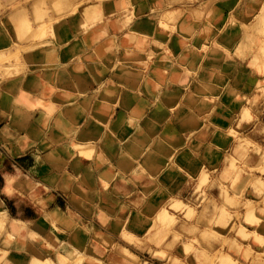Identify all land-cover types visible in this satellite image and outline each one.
<instances>
[{"label": "crops", "instance_id": "0c3cea01", "mask_svg": "<svg viewBox=\"0 0 264 264\" xmlns=\"http://www.w3.org/2000/svg\"><path fill=\"white\" fill-rule=\"evenodd\" d=\"M235 3L246 19L264 0L94 1L66 14L23 71L1 77L0 201L6 218L23 222L10 234L7 219L2 231V249L16 237L7 264H34L27 245L57 264L79 248L106 264H138L149 246L123 236L140 239L163 205L176 213L175 199L193 202L202 168L209 196L234 211L218 188L230 184L213 171L234 148L227 86L238 62L227 56L226 23ZM7 14L0 8V49L13 31ZM243 161L259 165L253 151ZM246 198L261 221L242 226L264 236L262 195L249 187Z\"/></svg>", "mask_w": 264, "mask_h": 264}, {"label": "rangeland", "instance_id": "374dc122", "mask_svg": "<svg viewBox=\"0 0 264 264\" xmlns=\"http://www.w3.org/2000/svg\"><path fill=\"white\" fill-rule=\"evenodd\" d=\"M7 1L8 3L4 4L0 0V8L7 13L10 12L9 15L7 14L5 23L10 25L13 31L11 30L10 38L7 35L8 48L3 49L5 53L10 51L12 54L10 53L7 59L4 54L2 58L0 55V81L3 76H13L23 71L25 55L28 60L34 59L36 53L32 50L38 45L49 42V36L53 35L54 29L58 27L66 14H75L85 7L88 8L87 5H91L94 1L101 0ZM35 5L37 8H34ZM237 5L235 3L232 17L226 23L227 39L234 40L227 56L238 62L236 63L238 70L235 73L236 82L227 86L228 95L232 97L230 108L235 121V126L230 128L228 135L233 139L234 148L233 153L225 157L228 163L227 167L223 165V172L220 169L213 171L219 174V178L230 184V187H227L219 183L218 188L220 192L225 193V202L229 203L234 211L230 212L223 203L217 205V201L209 196L206 188L213 183V180H211V172L202 168L195 187L197 195L194 196L193 202L175 199L171 204L169 203V206L175 209L176 213L168 211L169 209L163 205L153 217L151 226L142 231L140 239L123 236L128 242L140 247L149 246L148 252L139 253L138 264H264L263 251L255 252L252 245L243 247L239 243L242 239H252L253 242L264 246L263 235H256L255 232L246 231L243 227V222L258 224L261 221L254 215V203L246 198L249 187L262 195L264 208V177H262L264 175V20L260 21L264 17V5L259 10L257 6H250L252 10L249 11L246 19L238 17L240 5L238 9ZM86 25L79 20V27L86 28ZM247 151H253L257 155L258 166H249L243 161ZM247 176L249 178L246 180ZM229 188L234 192L232 196H227ZM176 202L180 205L176 206ZM207 204L211 205L210 213L212 212L213 215L204 223L202 220L205 219L204 215H207L199 210L203 207L209 208ZM263 213L264 211L261 214ZM6 216H8L7 213L5 215V211L1 209L0 244L2 231L9 219ZM199 221L202 222L203 227H200ZM16 224V227L8 224L7 233H18L23 222L17 219ZM261 226L264 230L263 223ZM15 239L13 235H7L4 248L1 249L3 245H0V264H7L11 261L10 258L17 257L9 251V248L15 245ZM37 242L52 249L43 241L41 243V240ZM26 249H32L37 256L36 259L31 256L29 260L34 264H57L53 263L49 257L43 259L45 253L41 250L36 253L29 245ZM124 249L129 252L126 248ZM68 254L69 259L62 264H106L103 259H93L85 255L80 248L77 252L71 251ZM60 260L64 261L65 256L60 254Z\"/></svg>", "mask_w": 264, "mask_h": 264}, {"label": "bare ground", "instance_id": "6f19581e", "mask_svg": "<svg viewBox=\"0 0 264 264\" xmlns=\"http://www.w3.org/2000/svg\"><path fill=\"white\" fill-rule=\"evenodd\" d=\"M263 9H264V8H263ZM259 15H260V14H259ZM262 19L264 20V17L261 18L260 21H261ZM263 20H262V22H263ZM262 22H261V23H262ZM263 23H264V22H263ZM14 51H16V50H14ZM8 52H9V53H8ZM8 52L5 53V49L0 50L1 58H2L4 55H5V56H4L5 58H6L7 56H9L11 52H10V51H8ZM12 52H13V51H12ZM16 53H18V52L16 51ZM2 54H4V55H2ZM11 54H12V53H11ZM1 58H0V59H1ZM6 59H7V58H6ZM89 145H91V144H89ZM75 146H76V145H75ZM82 147H83V146H82ZM76 148H77V147H76ZM84 148H85V146H84ZM84 148H83V149H84ZM77 149H78V148H77ZM78 151L80 152V150H78ZM84 151L86 152V149H85ZM177 202H178V200H177ZM177 202L175 203L176 206H177V204H179V203H177ZM179 205H180V204H179ZM1 209L3 210L2 205H1V201H0V210H1ZM164 210H165V209H164ZM161 212H162V211H161ZM166 215L168 216V214H166ZM168 218H169V217H168ZM16 222H17V219H15V218H13V217H11V216L9 217V222H8L9 226L16 227V225H17ZM1 249H2V248H1ZM122 250H123V249H122ZM124 251H125V250H124ZM125 252H126V251H125ZM126 253H128L127 255H131L133 258H135V255H133L130 251H129V252H126ZM58 254H59V253H58ZM59 257H60V254H59Z\"/></svg>", "mask_w": 264, "mask_h": 264}]
</instances>
